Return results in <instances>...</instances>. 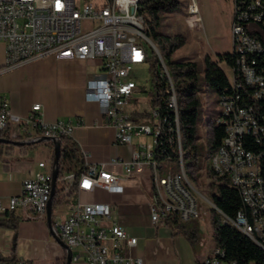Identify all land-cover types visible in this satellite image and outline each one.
<instances>
[{
  "label": "built area",
  "instance_id": "built-area-1",
  "mask_svg": "<svg viewBox=\"0 0 264 264\" xmlns=\"http://www.w3.org/2000/svg\"><path fill=\"white\" fill-rule=\"evenodd\" d=\"M139 1L91 0L78 7L77 0H0V43L4 45L5 69L44 56L57 60L99 61L103 75L89 80L86 101L98 104L105 124L114 128L117 144L131 146L134 137H151L132 147L130 159L119 163L121 171L118 173L106 169L104 164H89L84 158V170L77 178L72 172L58 175L55 190L59 189L62 196H67L74 186L77 193L90 192L96 187L121 192L122 177H135L142 174L145 164L151 166L153 152L161 142L157 137L160 122L157 108L151 112L152 122L149 123L131 119L126 112L137 91L136 84L129 79V72L146 60L145 46L140 41L147 40L142 32L145 20L134 12V4ZM263 4L264 0H252L249 5L243 0H233L231 40L232 50L238 55L236 63L242 81L253 88V100L264 104V73L256 71L253 59L262 56L264 47L256 36L250 35L262 32L258 26L264 27ZM197 13L193 2L189 6L190 27L198 23ZM161 76L167 79L163 68ZM166 87L171 106V93L175 88H169L167 81ZM236 101L218 103L220 110L215 124L224 122L225 134L218 163H212L213 180H223V173L232 174V182L226 185L234 187L243 204L255 213L256 231L244 229L239 211L233 218L221 215L222 221L237 228L264 250V178H256L257 163H264V110L240 107ZM6 128L11 140L25 141L39 136L69 135L72 123L43 122L40 105H34L27 116H16L10 112L8 102L2 100L0 131ZM174 130L175 123L169 133L171 143ZM181 160L184 159L178 158L179 163ZM112 163L117 161L112 160ZM38 166V171L22 181L18 194L0 197V211H18L23 218H45L51 197L53 164L41 161ZM181 181L179 171L162 175L160 195L151 196L150 200L153 223L166 225L199 217L196 199L185 197ZM51 222L53 230L71 250L70 264H142L140 258L121 253L125 246L134 245L136 238L119 224L110 222V208L106 203H83L78 199L64 219L52 213ZM218 257V247L212 248L208 258L220 264ZM0 264L29 263L0 260Z\"/></svg>",
  "mask_w": 264,
  "mask_h": 264
},
{
  "label": "crops",
  "instance_id": "crops-1",
  "mask_svg": "<svg viewBox=\"0 0 264 264\" xmlns=\"http://www.w3.org/2000/svg\"><path fill=\"white\" fill-rule=\"evenodd\" d=\"M4 58V45L0 43V102L6 100L10 112L16 116H27L34 105H40L43 122H71L69 136L89 164H104L106 169L118 173L121 171L119 163L130 159L132 147L145 141V138L134 137L131 146L117 144L114 128L105 124L98 104L86 101L89 80L103 75L99 61L57 60L44 56L5 69ZM32 143L25 153H20L19 146L14 145L13 152L0 161V197L18 194L22 181L40 169L39 162L53 164L54 145L47 141ZM153 174L154 167L145 164L142 174L122 177L121 192L96 187L90 192L77 193V198L70 203L56 205L52 213L64 219L78 199L83 203H106L110 208V222L119 224L136 238L134 245L121 250L122 254L140 258L142 264H206L211 248L197 246L183 233H174L170 225L151 221ZM12 216L18 218L15 230L0 226V256L12 255L16 234L13 261L65 264V249L52 234L47 214L38 220L23 218L18 211H0V222L9 225L8 219Z\"/></svg>",
  "mask_w": 264,
  "mask_h": 264
},
{
  "label": "trees",
  "instance_id": "trees-1",
  "mask_svg": "<svg viewBox=\"0 0 264 264\" xmlns=\"http://www.w3.org/2000/svg\"><path fill=\"white\" fill-rule=\"evenodd\" d=\"M252 0H243V3L250 4ZM178 3L176 0H140L138 3L137 12L142 16L147 23V29L144 30L145 37L152 39L153 43L159 49V53H154L149 48L145 47L146 60L144 64H147L150 72V81L152 90L150 94V106L152 111L158 109L160 116V125L165 126L166 136L160 135L158 138L161 141L153 152V160L157 165L159 173H161L159 164L171 160H178L183 158L184 150H187L189 146H192L196 150V125L198 116V102L194 97L197 83L198 66L191 61H169L168 65L164 63V58L169 59L170 54L180 49L184 43L183 39L179 36H168L163 33L157 32L156 27H159V13L163 10H176ZM264 9V4H263ZM261 33L252 32L250 35L256 36L255 38L262 42L264 47V27L259 25ZM257 34V35H256ZM161 62H160V59ZM238 55L233 50L230 53L218 54L217 60L211 61L206 58L203 62V74L206 85L218 96L219 101L223 100H237L236 103L240 107L259 108L260 111L264 110V104L253 100L251 94L253 88L244 84L242 81L238 65L236 63ZM254 67L256 71L264 73V52L262 56H255ZM250 65L251 60L248 59ZM166 69L167 79L165 76H161L162 68ZM229 71L230 75H227ZM175 78H182L181 83H176V80L171 78L170 75ZM166 81L169 88H175L173 90L175 98V111L177 116V124L175 129L179 131V144L175 141L169 142V133L173 129L174 125V109L169 106V95L166 93ZM170 81V82H169ZM176 83V84H175ZM171 85V86H170ZM183 85L184 96L182 103L178 104L177 97L178 92ZM172 96V94H171ZM219 103V102H218ZM256 110V109H255ZM258 111V110H257ZM219 113V112H218ZM131 119L145 120L152 122V115L149 112H131ZM165 121V123H164ZM211 136L209 138L208 146L211 150H214L212 158L215 152L222 144V138L225 134V124L221 122L215 124L211 123ZM1 139H9V129H3L0 131ZM47 143L53 145L52 142ZM33 143H24L19 145L20 153H25L27 149L32 146ZM14 145L6 144L0 141V161L3 160L4 155H10L13 152ZM186 152V151H185ZM188 152V150H187ZM59 172L58 175L64 172H72L77 178L84 170V157L69 135H62L60 137V156H59ZM183 168L186 178L188 169L184 165V160H181L180 168ZM188 180V178H187ZM224 181H215L216 183L214 192H211L210 199L214 209L220 215H226L233 218L239 211L245 210V205L242 202L239 192L231 186L226 185V182H230L226 177H223ZM77 198V189L74 186L67 196H62L59 189L56 188L55 194L52 200L53 208L56 205L70 203ZM12 212V211H11ZM18 218L13 216L8 219L10 224L0 222V226H10L12 229H16ZM213 226L215 231L216 247H218L220 264H264V250L255 244L247 235L239 231L231 224L221 223L218 220L217 214L213 216ZM174 229V233H183L190 240L192 239L193 231L186 230L180 226V222L172 221L167 222ZM189 232H192L191 235ZM16 247V234L13 236L12 255L8 258L0 256L1 261H13V253ZM212 254V250L209 255ZM206 264H216L214 259H207Z\"/></svg>",
  "mask_w": 264,
  "mask_h": 264
},
{
  "label": "rangeland",
  "instance_id": "rangeland-1",
  "mask_svg": "<svg viewBox=\"0 0 264 264\" xmlns=\"http://www.w3.org/2000/svg\"><path fill=\"white\" fill-rule=\"evenodd\" d=\"M178 8L176 10H163L159 13V27L156 31L168 36H179L183 39L184 45L176 52L170 54L169 59L164 58V63L168 65L171 61H191L197 64L198 74L194 97L198 102V116L196 125V150L189 146L184 150V165L187 166L188 182L191 185L192 194L196 199L199 217L190 220H181L180 226L186 230L193 231L192 240L197 246L206 248L216 247L215 231L213 226V216L217 214L219 222L223 223L222 217L216 212L211 203L210 195L215 189L216 182L213 180L212 155L214 150L208 146L211 136V127L217 118L219 108L218 96L206 85L203 74V62L206 58L211 61L217 60L218 54L230 53L232 51L231 26L233 17V0H176ZM91 0H77L80 7ZM197 6L198 23L191 27L188 24L190 19L189 6L192 3ZM145 29L147 23L145 22ZM140 41L145 47L154 53H159V49L152 39ZM154 45V47H153ZM160 54V53H159ZM227 75L230 73L227 71ZM171 78L176 83H181L182 78ZM131 79L137 86V91L133 94L126 112H152L150 106V94L152 84L150 72L147 64L135 67L129 72ZM175 83V84H176ZM183 85L177 90V102L182 103L181 96H184ZM138 122L149 123V121L139 120ZM146 141L151 137H145ZM186 151V152H185ZM162 175L176 173L181 170L178 160L163 162L159 164ZM74 201V200H73ZM192 232H189L191 235Z\"/></svg>",
  "mask_w": 264,
  "mask_h": 264
},
{
  "label": "bare ground",
  "instance_id": "bare-ground-1",
  "mask_svg": "<svg viewBox=\"0 0 264 264\" xmlns=\"http://www.w3.org/2000/svg\"><path fill=\"white\" fill-rule=\"evenodd\" d=\"M138 3L134 4V12H137ZM145 30V21H142V32ZM160 59V58H159ZM161 62V59H160ZM164 71L166 72V69L163 67ZM167 76V72H166ZM170 82V81H169ZM171 86V85H170ZM171 106L170 108L174 109V123L177 124V116L175 111V98L174 93H171ZM165 123V121H164ZM176 127V125H175ZM175 141L179 144V131L178 128L175 130ZM162 135L163 137L167 135L165 134V126L159 125L157 126V137ZM222 151V144L219 147V149L215 152L212 163H218V153ZM181 165V163H180ZM151 166L154 167V174L151 177V184L153 188V196H159L160 195V189L162 187V175L159 173V170L157 168L156 163L153 160V156L151 157ZM181 174V178L183 181H181V188L185 189V197L187 198H194L192 194V187L189 184L185 172L183 168L181 167V170L179 171ZM223 177H226L230 182H232V174L231 173H223ZM256 178H264V163H257L256 165ZM215 181H223V180H215ZM245 205V210L239 213V216L241 220L243 221L244 229L248 232H255L256 231V222H255V213L249 208L247 204ZM263 210H264V201H263ZM219 253V252H218ZM207 259H214V258H207Z\"/></svg>",
  "mask_w": 264,
  "mask_h": 264
},
{
  "label": "water",
  "instance_id": "water-1",
  "mask_svg": "<svg viewBox=\"0 0 264 264\" xmlns=\"http://www.w3.org/2000/svg\"><path fill=\"white\" fill-rule=\"evenodd\" d=\"M154 47V45H153ZM0 141L3 143H7V144H13V145H21L24 143H30V142H41V141H50L53 143L54 145V150H53V169H52V175H51V197L47 203L46 206V214H47V221L49 223V227L51 228V232L54 235L55 239L57 240V242L59 244H61V246L65 249L66 252V262L65 264H70V260H71V250L68 247L67 244H65L61 238L57 235L56 231L53 230L52 228V222H51V216H52V200H53V196L55 194V185H56V180L58 177V172H59V165H58V161H59V156H60V138H56V137H46V136H39L36 139H30V140H9V139H1Z\"/></svg>",
  "mask_w": 264,
  "mask_h": 264
}]
</instances>
